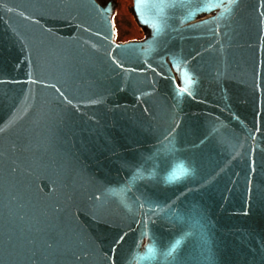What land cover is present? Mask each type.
<instances>
[{
    "label": "water",
    "instance_id": "1",
    "mask_svg": "<svg viewBox=\"0 0 264 264\" xmlns=\"http://www.w3.org/2000/svg\"><path fill=\"white\" fill-rule=\"evenodd\" d=\"M114 7L0 0V264H264V0Z\"/></svg>",
    "mask_w": 264,
    "mask_h": 264
},
{
    "label": "rangeland",
    "instance_id": "2",
    "mask_svg": "<svg viewBox=\"0 0 264 264\" xmlns=\"http://www.w3.org/2000/svg\"><path fill=\"white\" fill-rule=\"evenodd\" d=\"M113 2V25L115 28V41L128 43L142 40L146 36V29L142 27L133 11L132 0H100Z\"/></svg>",
    "mask_w": 264,
    "mask_h": 264
},
{
    "label": "flooded vegetation",
    "instance_id": "3",
    "mask_svg": "<svg viewBox=\"0 0 264 264\" xmlns=\"http://www.w3.org/2000/svg\"><path fill=\"white\" fill-rule=\"evenodd\" d=\"M100 1V0H99ZM101 2V1H100ZM112 2V1H111ZM102 4H107V3H109V2H101ZM132 4H133V0H132ZM114 10H115V8H114ZM112 18H113V15H112ZM115 29V28H114ZM146 29V28H145ZM149 34H150V31L148 30V29H146V36L142 39V40H139V41H133V42H143V41H145L147 38H148V36H149ZM117 43H120V42H117Z\"/></svg>",
    "mask_w": 264,
    "mask_h": 264
},
{
    "label": "snow or ice",
    "instance_id": "4",
    "mask_svg": "<svg viewBox=\"0 0 264 264\" xmlns=\"http://www.w3.org/2000/svg\"><path fill=\"white\" fill-rule=\"evenodd\" d=\"M231 2V0H230ZM137 6H139V0H137ZM148 252L151 253L152 252V248L151 247H148Z\"/></svg>",
    "mask_w": 264,
    "mask_h": 264
}]
</instances>
